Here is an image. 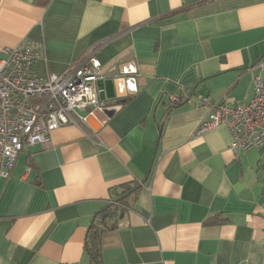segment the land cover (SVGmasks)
I'll return each mask as SVG.
<instances>
[{
    "label": "crops",
    "instance_id": "obj_1",
    "mask_svg": "<svg viewBox=\"0 0 264 264\" xmlns=\"http://www.w3.org/2000/svg\"><path fill=\"white\" fill-rule=\"evenodd\" d=\"M24 42L39 77L91 53L124 84L116 111H79L0 179V264H90L88 227L125 184L101 264H264V144L197 133L201 96L247 103L264 78V0H0V60Z\"/></svg>",
    "mask_w": 264,
    "mask_h": 264
},
{
    "label": "built area",
    "instance_id": "obj_2",
    "mask_svg": "<svg viewBox=\"0 0 264 264\" xmlns=\"http://www.w3.org/2000/svg\"><path fill=\"white\" fill-rule=\"evenodd\" d=\"M40 47L24 42L8 49V59L0 60V179L9 178L26 145H44L52 130L68 124L79 127L84 115L112 106L109 99L101 98L97 82L103 76L95 56L87 53L59 74L39 77L34 66ZM258 67L264 70V62ZM253 87V97L247 103L211 101L201 96L208 112L197 133L225 125L231 134L232 152L262 146L264 78L259 73L253 76ZM170 102L176 105L180 99L171 96ZM82 110L84 115L79 113Z\"/></svg>",
    "mask_w": 264,
    "mask_h": 264
},
{
    "label": "trees",
    "instance_id": "obj_3",
    "mask_svg": "<svg viewBox=\"0 0 264 264\" xmlns=\"http://www.w3.org/2000/svg\"><path fill=\"white\" fill-rule=\"evenodd\" d=\"M137 189L138 186L136 184L122 185L119 191L115 190L113 192L114 197L112 200H110L103 209L97 212L95 218L88 227L84 243V248L91 261L90 264H101L99 237L102 232L116 228L117 218L126 207L129 196L133 195Z\"/></svg>",
    "mask_w": 264,
    "mask_h": 264
},
{
    "label": "water",
    "instance_id": "obj_4",
    "mask_svg": "<svg viewBox=\"0 0 264 264\" xmlns=\"http://www.w3.org/2000/svg\"><path fill=\"white\" fill-rule=\"evenodd\" d=\"M124 84L122 79H101L97 82L99 88L101 89V98L103 99H113L116 96V89H117V95L119 96L120 94H118V88H117V84L118 82ZM134 82L131 78H127L125 80V85H127L129 83ZM127 92L131 93V91L127 90ZM134 92V90H133ZM126 93V91L124 92ZM118 102L122 103L124 102V99L119 100ZM118 108V106L113 105V106H109L108 109H110L112 112L116 111Z\"/></svg>",
    "mask_w": 264,
    "mask_h": 264
},
{
    "label": "rangeland",
    "instance_id": "obj_5",
    "mask_svg": "<svg viewBox=\"0 0 264 264\" xmlns=\"http://www.w3.org/2000/svg\"><path fill=\"white\" fill-rule=\"evenodd\" d=\"M56 129H57V128H56ZM52 131H53V130H52ZM47 141H48V140H47ZM21 155H22V157H23L24 154L22 153Z\"/></svg>",
    "mask_w": 264,
    "mask_h": 264
}]
</instances>
